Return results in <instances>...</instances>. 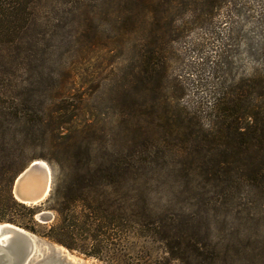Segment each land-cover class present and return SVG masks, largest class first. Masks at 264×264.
<instances>
[{
	"label": "rangeland",
	"instance_id": "rangeland-1",
	"mask_svg": "<svg viewBox=\"0 0 264 264\" xmlns=\"http://www.w3.org/2000/svg\"><path fill=\"white\" fill-rule=\"evenodd\" d=\"M236 1L241 12L235 13L230 23H226L224 11L212 26L196 29L169 47L165 92L158 93L157 98L169 100L170 108L160 110L150 93L137 98L135 87L125 95L131 104L144 107L148 113L155 111L158 117L151 119L150 129L146 130L145 122L142 125L151 142L140 133L137 137L132 133L125 142L120 131L119 86L124 68L128 66L131 72L135 67V45L130 44L124 55L115 27H90L91 23H86V0H36L30 34L35 58L26 63L22 76L36 93V108L45 113L53 110V119L45 115L44 119L56 122L39 138L61 143L69 137H83L73 148L82 155L87 146L105 155H114L123 147L134 152L138 169L135 203L144 201L149 216L137 214L134 203L122 206L131 210L123 218L113 213L119 205L114 211L102 208V212L110 210L108 219H102L100 213L92 216L107 229L106 234L91 233L87 249L96 257L36 235L40 239L36 260L49 256L54 244L70 264H264V187L242 188L238 175L242 174L241 165L232 175L235 179L224 184L207 179L197 163L201 157L185 153L184 139L164 137L160 130L165 122L163 114L192 115L208 103L209 92L218 81L214 78L215 50L230 36L235 43L230 54L233 82L256 78L264 84V0ZM260 92L257 105L264 106V89ZM64 107L69 110L67 114L65 110L59 112ZM82 140L84 147L77 150ZM51 150L41 146L28 152L55 158ZM40 160L50 166L54 182L57 165ZM48 199L36 206L41 207L37 221L42 227L62 226L61 217L46 208ZM166 225L175 236L169 241Z\"/></svg>",
	"mask_w": 264,
	"mask_h": 264
},
{
	"label": "trees",
	"instance_id": "trees-1",
	"mask_svg": "<svg viewBox=\"0 0 264 264\" xmlns=\"http://www.w3.org/2000/svg\"><path fill=\"white\" fill-rule=\"evenodd\" d=\"M237 3L236 0H86V23L90 22V27H115L124 55L129 52L130 44L135 45V67L131 72L128 66L124 68L119 86L120 131L125 142L132 133L136 137L145 134L146 141L151 142L149 132L142 125L145 122L146 130L150 129L151 119H158L153 114L155 111H144V107L126 100L125 95L135 87L137 98L150 93L160 110L170 108L169 100L157 98L158 93L165 92L169 47L196 29L212 26L224 11L225 21L230 23L232 16L241 12ZM35 5L36 0H0V224H12L71 251L96 257L97 254L87 250L91 233L106 234L107 229L97 224L93 213L108 219L109 211L119 205L120 209H113V213L123 218L131 210L122 206L134 203L136 213L149 218L144 201L135 203L136 155L124 147L114 155H105L87 146L84 156L73 151L77 139L83 137H69L61 143L39 138L42 131L56 122L44 119V115L51 118L53 110L47 109L45 113L36 108V93L28 88L31 84L22 76L26 63L34 62L35 58L30 35L35 23ZM234 44L230 36L229 41L221 42L215 50L214 78L218 81L209 92L208 103L192 115L163 114L161 118L165 122L160 130L164 137L184 139L185 153L201 157L197 163L207 179L224 184L235 179L232 175L237 165H241L242 174L238 172V175L242 188L260 189L264 187V106L257 105V101L264 84L256 78L233 82L230 54ZM59 109L66 114L69 111L67 107ZM83 141L77 150L84 147ZM41 146L52 149L55 158L28 152ZM39 159L57 165L46 208L61 217L62 226L42 227L37 221L41 207L24 205L13 194L18 176ZM102 208L110 210L104 213ZM164 229L170 234L166 240H172L175 237L172 230L167 225Z\"/></svg>",
	"mask_w": 264,
	"mask_h": 264
},
{
	"label": "water",
	"instance_id": "water-1",
	"mask_svg": "<svg viewBox=\"0 0 264 264\" xmlns=\"http://www.w3.org/2000/svg\"><path fill=\"white\" fill-rule=\"evenodd\" d=\"M44 162L35 161L16 179L13 194L20 203L35 207L50 198L53 173ZM39 243L40 239L27 230L8 223L0 224V264H70L66 254L54 244L49 256L36 260Z\"/></svg>",
	"mask_w": 264,
	"mask_h": 264
},
{
	"label": "bare ground",
	"instance_id": "bare-ground-1",
	"mask_svg": "<svg viewBox=\"0 0 264 264\" xmlns=\"http://www.w3.org/2000/svg\"><path fill=\"white\" fill-rule=\"evenodd\" d=\"M37 162V161H36ZM42 162H44V161H42ZM34 163V162H33ZM45 163V162H44Z\"/></svg>",
	"mask_w": 264,
	"mask_h": 264
}]
</instances>
